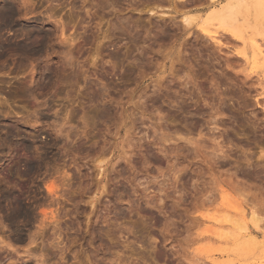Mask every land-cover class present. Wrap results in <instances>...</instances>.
Listing matches in <instances>:
<instances>
[{"label": "rangeland", "instance_id": "1", "mask_svg": "<svg viewBox=\"0 0 264 264\" xmlns=\"http://www.w3.org/2000/svg\"><path fill=\"white\" fill-rule=\"evenodd\" d=\"M232 1L0 0L21 11L0 34V264H264V61L201 26L234 6L263 44L264 3ZM33 28L54 34L39 53L8 44ZM235 204L256 241L213 232Z\"/></svg>", "mask_w": 264, "mask_h": 264}, {"label": "bare ground", "instance_id": "2", "mask_svg": "<svg viewBox=\"0 0 264 264\" xmlns=\"http://www.w3.org/2000/svg\"><path fill=\"white\" fill-rule=\"evenodd\" d=\"M232 1V0H231ZM258 1V0H256ZM261 1V3L263 4L264 3V0H259ZM232 2H237L238 5H236L238 8L241 7L243 0H233ZM235 4H232V5H235ZM17 8V7H16ZM13 5L11 4H8V6H6V8L3 10L1 16H0V34L2 32V30L4 29V27H7V26H10L14 23V20L15 18L18 16L17 14H20V13L17 11ZM234 8V6H233ZM232 7H230L228 10H222L221 12L217 13V14H214V15H210V17H208V19H206L203 23H202V29L203 31L209 35L211 38L217 40V41H221V34L222 33H219L220 31L217 30V26L219 25L220 27L221 26H229V27H235V33L237 36L241 37L243 39V42L246 44V48H248V45L251 46V53H250V50L249 49H246L244 50V55H245V58L246 60L249 62V63H253V64H256L258 63L259 61L263 60L264 61V46L262 44V42L260 40H257V38L255 37V33L252 34L248 39L246 36H245V33L243 31V29L237 25H235L237 21V19L239 18L238 15H240V11L239 9H233ZM242 8V7H241ZM1 9V8H0ZM243 9V8H242ZM2 10V9H1ZM1 12V11H0ZM89 12V11H88ZM167 14V13H166ZM52 15V14H51ZM243 16V13L241 14ZM193 15H184L183 18L185 20V23L187 25H191L193 23V18H192ZM240 16V17H242ZM258 16H261L260 14H257V17L256 15L254 16L255 20L258 18L259 20V17ZM261 18V17H260ZM239 22V21H238ZM56 24V23H55ZM67 25V24H66ZM65 26V25H64ZM218 26V27H219ZM260 26L262 25H259V23H257L255 25V28H259ZM57 27V26H56ZM252 28H254V26H252ZM254 28V29H255ZM231 29V28H230ZM261 29H259L260 31ZM233 31V30H232ZM258 31V30H257ZM57 32V31H56ZM66 32V31H65ZM21 35L23 36L21 39H19L18 41L16 42H13V44H10L8 43L10 46L13 45L14 48H16L18 51H20L21 53L23 54H26V55H34L36 53H39V51H41V48L43 46H45V44H47L48 41H50V39L52 38V36L54 35L53 34V30H31V29H27V30H23L21 31ZM55 33V32H54ZM62 35H64V32L62 33ZM20 36V35H19ZM57 36V35H56ZM70 36V35H69ZM66 40L68 39V42H69V38H65ZM73 39V38H71ZM75 39V38H74ZM8 42V41H7ZM11 42V40H10ZM3 44V43H2ZM2 48L5 47L3 44ZM7 44V45H8ZM8 47V46H7ZM6 48V47H5ZM4 48V49H5ZM9 48V47H8ZM3 50V49H2ZM1 50V51H2ZM9 50V49H8ZM6 50V51H8ZM5 53V52H4ZM8 53V52H7ZM10 53V52H9ZM16 54V53H15ZM251 54V55H250ZM250 55V56H249ZM263 83V82H261ZM29 145V144H28ZM27 143H24L22 144V148L24 149H28ZM102 153V152H101ZM103 155V154H101ZM100 162H102V160H100ZM37 162H34V160H30V161H26V165H27V169L25 170V172H23L24 175H30V173L33 171V169L36 167V164ZM49 190L51 192H54L55 194L58 192L55 190V187L53 185H50L49 187ZM5 194V193H4ZM63 193H61V196H62ZM58 196V195H57ZM56 196V198H57ZM6 199L9 204L11 205V214H10V218L12 220H18L20 218H27L29 217V213L27 211L29 210H25L24 206H23V202H22V196L19 195V194H14V193H8L6 194ZM59 198V196H58ZM60 200V199H59ZM58 200V201H59ZM231 207H229L231 210V212H228L225 214V219H222L220 218L219 216H213L211 217V221L213 222V225L215 224V226L217 225V227H221V226H218V224L222 225L221 229H223V227L227 228L228 226L231 227V225H233V227L236 229V230H243L246 232V235L249 236V240L251 241H256L258 238V232L253 230V229H250L249 225L247 224L245 220V218L247 217L246 215V211L245 209H243L242 205L241 204H238V205H230ZM226 211V210H225ZM30 212V211H29ZM54 213V212H53ZM52 213L51 215V219L52 220H55L56 221V217L57 215L55 216L54 214ZM31 214V213H30ZM238 215V216H237ZM45 216V215H44ZM250 217V220L252 221V224L255 228H258L261 229L262 228V219L257 217V215H255L254 213L249 215ZM209 218V217H208ZM50 219V221H51ZM226 220L227 222H229L230 224L229 225H225L223 224V222ZM1 222V221H0ZM54 223V222H53ZM56 224L59 223V222H55ZM1 224V223H0ZM212 225V226H213ZM57 226V225H56ZM54 227V230L57 229V227ZM215 226H213L215 228ZM225 228L223 229V231H214L215 233H218L220 234V236L223 238V236H227V237H230L232 238L231 236L232 235H235V237L238 238V236L234 233V231H228V232H225ZM232 228V227H231ZM233 228V229H234ZM212 229V227H211ZM209 229V230H211ZM220 228H217V230H219ZM58 231V230H57ZM56 230L54 231V237L56 236L57 237V232ZM212 231V230H211ZM239 231V234L240 236L242 235V233ZM242 231V232H243ZM241 233V234H240ZM261 235V234H259ZM243 236V235H242ZM262 236V235H261ZM22 237V236H21ZM264 237V234L263 236ZM225 238V237H224ZM260 238V237H259ZM24 239V238H23ZM56 240V238H54ZM58 239V238H57ZM264 239V238H263ZM264 242V240H262ZM2 242V241H1ZM0 242V243H1ZM3 244V243H1ZM239 244V243H238ZM58 245H60L58 243Z\"/></svg>", "mask_w": 264, "mask_h": 264}]
</instances>
